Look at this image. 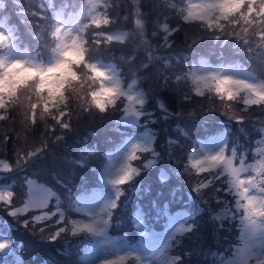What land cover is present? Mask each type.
<instances>
[{"label": "trees", "instance_id": "obj_1", "mask_svg": "<svg viewBox=\"0 0 264 264\" xmlns=\"http://www.w3.org/2000/svg\"><path fill=\"white\" fill-rule=\"evenodd\" d=\"M75 1L0 0V3L4 5L3 8H0V19H8V23L14 28L18 43L22 44L25 39L27 41L29 36L33 37V31L31 30L38 27V23L34 20L41 19L32 15L33 13H38L41 16L42 10L47 11L42 19L47 28L53 10L63 9L65 11L62 13L66 16L71 12L67 7L74 4ZM167 9H170L169 0H103L100 13H106L111 21L103 31L107 34L109 31L123 30L126 33L124 41L105 42L104 46L96 49L92 44L93 34L99 30L85 27L90 24L88 20H85V24L82 26V35L89 43V62H93L98 57L107 59L118 66L120 77L123 80L135 78L138 87L145 94L146 103L143 110L146 113H151L152 119H156V122L152 123L148 115L140 118L141 124L137 130H140V127L151 130V134L154 135L153 148L159 153V157L155 165L140 174H144L147 182L146 187L139 186L140 192L143 193L139 202L134 204L135 201L132 200L126 206V210H128L126 220L135 206L141 209L146 206L142 209L144 215L146 214L148 218L152 216V220H154L158 209L165 205L169 208L189 212L192 215L196 213L199 204L203 208V212L196 214L194 217L196 228L191 233L180 237L179 244L173 241L169 253L172 259L175 256H181L182 261L180 264H214L215 258H210L211 253L215 250L220 251L226 243V238L220 244L222 233H219L216 226L212 229V223L203 220L202 215L208 218L211 217L210 211L215 206L213 200L216 194L214 187L216 184L205 189L202 194L192 192L190 188L195 183L181 181L176 172L170 169L171 166L166 165L164 159L166 148L163 149L162 146L166 144V139L169 142L170 139L174 140L177 134L184 135L178 130L177 125L184 130V133L186 130H193L195 126H201L200 133L227 128L231 137H233L240 132L239 125L244 124L246 126V123L251 121L250 118L254 117L253 113L256 112L254 110L256 108L251 106L244 110L242 103L235 102L232 104V108H226L227 115H223L222 111L216 109V104H213L211 99L193 97V99L186 101L183 99V90L185 89L187 92L194 91L193 85L186 84L185 87L180 89L171 79L166 67H170L169 64L177 59L174 58L175 56L180 57L196 49H204L210 51L214 58L238 62L248 71L258 73L256 63H258L257 54L261 42L254 33L250 34L251 43L249 47L253 49V52L249 53L241 43L233 38L215 40L213 38L214 33L207 31L204 26L196 22L187 23L181 19L182 23L175 29L169 26L165 15ZM21 11H23V15L20 14ZM11 16L13 17L11 18ZM28 16L33 17L28 19ZM132 17H137L142 21L143 32L138 31L137 25L134 26ZM25 23L33 29L29 30ZM165 25L168 31L172 32V35L168 37L170 47L164 44V37L167 35V32L164 31ZM242 27L236 29L241 35H243ZM190 29L201 33L188 34L187 31ZM231 31L229 29V32ZM44 37L45 42L41 47V57L47 53V49L50 47V38L45 33ZM156 53H160L159 58L161 60L155 57ZM145 64L148 66L142 67ZM158 99L162 100L169 111L176 113V115H173L167 121L159 119L158 117L161 114L156 107ZM71 107L79 112V106L75 100ZM40 111V109L37 110L36 122L32 123L26 119L23 106H18L11 113L0 110V115L8 116V119L0 120V161L9 163L11 168L16 169L13 172H5L0 167V185L10 184L16 190L13 207L19 209L22 204L20 203L21 193L18 182H23L28 178H35L49 186L54 185V187H57L56 192L59 198L63 197L64 193L77 192L83 188L93 187V184L85 186L76 183L77 179L80 180V176H78V172L72 170V164L77 161L79 151L84 152H81L83 156V154H86V150H94L96 146L101 149L103 147L101 138L97 140L100 133L105 132L102 140H108L110 143H115L117 140L114 139L123 135L115 133L108 123L109 120H112L111 118L122 113L121 105L103 115L90 110V112L82 113L77 117L73 116L71 127L68 130L56 126L50 116L41 118ZM250 111L251 114L248 115ZM262 111H264V108ZM190 113L192 115H189ZM241 114L244 116V121L237 123L236 119ZM99 119H102V121H99ZM106 121L107 126L105 124V129L100 131ZM250 123L253 124V122ZM53 128L54 131L51 130ZM44 145L48 147L43 155L29 159L27 163H24L23 159H17V154L24 157L26 153L36 151ZM145 156V163L147 160L152 159L150 153H145ZM18 163L21 164L19 168H17ZM78 166L82 167V165ZM96 166L95 162L91 163V170L93 169L92 183H95L94 169ZM161 171H165L169 175L166 184L170 187L159 183L158 177ZM259 178L261 179L260 176ZM177 187L184 194L181 207L169 203L171 189ZM55 201L56 199L52 198L48 207L44 209L49 215L61 211L60 208L63 204L58 205V202ZM11 210L3 202H0V233L13 240V252L9 256L10 259H19L18 264H75L73 260L76 258L73 236L69 233L55 241L50 239L57 228L62 226L57 224L58 215H52L51 219L46 220L43 224H37L35 228L32 225L25 228L22 226L23 220H31L34 216L43 215L42 210L32 211L27 215L21 213L18 220L8 216V211ZM150 220L149 218L148 221ZM210 221L212 222V220ZM40 228H45L42 234ZM120 232L123 234V232H127V229L125 228L123 232ZM129 234L132 235L130 232ZM195 235L199 236V242L195 241ZM185 253H188V255H185Z\"/></svg>", "mask_w": 264, "mask_h": 264}, {"label": "snow or ice", "instance_id": "obj_2", "mask_svg": "<svg viewBox=\"0 0 264 264\" xmlns=\"http://www.w3.org/2000/svg\"><path fill=\"white\" fill-rule=\"evenodd\" d=\"M86 2L92 15L90 24L85 27L99 30L93 34L92 44L94 47L98 49L104 46L105 42L110 43L113 40H119L120 37L107 35L103 31L111 21L106 13L97 14L101 8L99 0H86ZM3 7L4 5L0 3V8ZM180 13L185 22L199 23L207 31L214 33L213 38L215 40L233 38L241 43L249 53H252L253 49L249 47L251 43L249 35L254 33L261 42L259 47L264 49V0H197V2L190 0L186 7L180 10ZM20 14L23 15V11ZM32 15L41 19L44 18L38 13ZM2 23L7 25L6 21H2ZM136 25L138 31L143 32L142 21L137 19ZM241 26H243V35L236 31ZM77 29L74 31L72 26H66L60 21L50 26L49 37L53 45L54 59L48 64L29 59H9L7 55L0 54V110L11 113L18 106H23L26 119L35 123L37 110L40 109L41 118L50 116L56 126L68 130L71 127L73 116L77 117L82 113L90 112V110L103 115L109 110L115 109L118 102L121 105L126 100L128 103L123 107L124 115L120 118L121 122L134 123L141 117L148 115L151 122L155 123L156 119H152V114L143 110L146 103L143 93L134 94L131 87L125 91L114 72L89 62V43L83 38L78 27ZM229 29L232 31L229 32ZM164 31L167 32L164 37V44L170 47L168 37L172 35V32L168 31L166 25ZM10 48L11 35L5 28H0V53H4ZM147 66V64L142 65V67ZM181 78V76H177L176 80L180 81ZM192 85L194 91L183 94V99L186 101L193 99V97H199L211 99L213 104L216 99L221 102L238 101L242 103L244 110L251 106L264 107V81L252 82L248 79L209 69L204 75L194 76ZM74 100L78 103L79 112L71 107ZM156 107L161 114L159 119L167 121L176 115V113L169 111L162 100L156 101ZM5 119H8V116L0 115V120ZM243 119L244 116L241 114L236 122L241 123ZM177 127L182 134L186 135L184 130L179 128V125ZM51 130L54 131L55 129ZM226 132L227 128H225ZM153 137V134L145 133L144 141L133 144L126 155L125 162L115 170V174L107 177V182L115 189V199L101 207L98 212L85 213L83 217L78 216V219L70 218L71 216L66 215L64 211H58L51 215L45 212L41 216L32 217L31 220H23L22 226L28 228L29 225H32L35 228L37 224H43L46 220L51 219L52 215H58L57 224L62 226L58 227L51 236V241L60 239L69 233L73 237L85 235L107 238V228L112 221L113 210L118 207L120 198L125 195V186H131L142 172L157 163L159 153L153 147H149ZM214 140L217 143L223 141L222 137ZM178 143V140H169V144L176 145ZM47 147L44 145L36 151L26 153L24 157L17 154V159H23L24 163H27L29 159L43 155ZM144 153H150L152 159L147 160L139 167H133L131 161L142 160ZM201 153L203 154L198 159L187 155L177 160L176 175L191 181L194 171L196 183L190 189L194 193L202 194L205 189L214 185L227 173L229 188L227 190L215 188V192L234 193L236 207L231 211L230 218L234 220L237 213H241L242 222H246L249 229L264 232V162L259 165L261 179L258 190L260 194L255 195L250 192V189L257 187L255 178L249 175L246 180L241 179L240 172L244 169L232 166V158L225 156L224 147H219L215 152L202 151ZM233 156H235V151H233ZM0 163L3 162L0 161ZM75 163L82 165L84 161L77 160ZM20 166L21 164L18 163L17 168ZM3 169L5 172L16 170L11 168L9 163H3ZM205 173L207 176H202ZM168 179L169 175L165 171H161L158 177L159 183L170 187L166 184ZM40 190L42 192L50 191L43 186ZM170 196L169 203H174L176 207L182 206L184 194L179 187L172 188ZM13 200L12 191L0 192V202L12 209L8 211V216L18 220L21 212L18 207H13ZM215 202L217 205L223 204L220 197H216ZM23 206L25 208L24 214L27 215V203L23 202ZM39 207H47L46 202L40 200ZM136 210L140 211L139 208ZM162 212L163 215H168L167 205L164 206ZM200 212H203V208L198 204L196 213L192 215H189L188 212H180L175 217H169L170 223H175L177 220L180 222L169 235L168 241L179 244L180 237L191 233L196 228L194 217ZM225 215L227 216V213ZM141 218L137 216L136 220ZM210 219L215 222L217 217L211 216ZM133 223L136 228L141 229L142 236L147 235L142 230L144 223L135 221ZM220 227H223V222H221ZM44 231L45 228H40L41 234ZM11 244L10 238L0 239V252L8 249ZM123 259L124 257H120L119 260L106 259L102 261V264H120ZM181 261V256H175L171 264H180ZM256 264H264V258L257 260Z\"/></svg>", "mask_w": 264, "mask_h": 264}, {"label": "rangeland", "instance_id": "obj_3", "mask_svg": "<svg viewBox=\"0 0 264 264\" xmlns=\"http://www.w3.org/2000/svg\"><path fill=\"white\" fill-rule=\"evenodd\" d=\"M101 6H102V0H99ZM179 0H169V6L170 9H167L165 15L167 16V20L169 22V26L173 28H178L179 25L182 23L181 20H179L176 16L177 13V5ZM197 2V1H195ZM47 13L46 10H42L41 16H44ZM100 9H99V13ZM92 13L90 12L89 6L86 2L77 9L76 12H73L69 14L67 17L59 16L58 21L65 23L66 26H72L73 30H78L79 28L80 32L82 33V26L85 24V20H88L90 22ZM13 16H11L12 18ZM33 16H28V19L32 18ZM2 21H6L7 25L2 23ZM38 23V27L36 29H33L32 27H28V25L25 23V26L28 27L29 30L33 31V37H28L27 41L26 39L22 44H19L17 41V37L14 34V28L8 23V19H1L0 20V28H5L6 31L9 32L11 35V48L6 50L4 53H0L3 55H7L9 59H29L34 60L39 63L48 64L52 62L54 59V53H52L49 56V59L47 62H42L41 60V47H43V44L45 42L44 37V29L45 24L42 19L34 20ZM187 23H194V22H187ZM188 34H199L201 32H196V30H188ZM253 34V33H251ZM112 36L114 37H124V33H121L118 31H115L112 33ZM184 58H177L174 60L170 66V69L174 75H172L171 79L176 81L177 86L182 89L186 86L185 79H184ZM92 63H96L101 68H106L112 72H114L117 77L119 78L121 82V87L125 91L129 90V87H131V90L134 94L137 93H143V90L138 87V85L135 83L134 80L130 81H123L121 77L119 76V69L117 68L116 64L104 59L98 57L95 59ZM215 70L217 72H224V74H230L239 78L248 79L252 82H261L257 79H255L252 75L245 72L243 69H240L233 65L228 66H222L221 68L215 69V66L210 64L209 59L203 58V60H200L197 75H204L208 70ZM181 76V80L177 81L176 77ZM182 86V87H181ZM187 92V90H183V93ZM207 96V93H206ZM238 101H224L221 102L219 99L215 100L216 109L220 110V112L223 115H227L225 110L226 108H232V104ZM124 103V104H123ZM121 104L122 107V115H118V119L114 122L113 120H109V124L111 129L114 130L115 133H121L126 134L127 137L124 139V143L118 147V149L114 152H111L110 161L107 164L105 171L102 173V181H103V189L96 190L92 193L85 194L80 197V199L77 200L78 204L76 205V210L79 212V216L83 217L85 213H96L99 211L101 207H103L105 204L110 203L115 199V189L114 187L107 182V177L110 175L115 174V170L122 165L125 162V158L127 153L129 152L131 146L135 143L143 142L145 139V133H151V130H144L143 132L139 133H129V131H134L138 129L140 126V119L134 123H123L121 122L120 118L124 115L123 113V107L128 102L125 100ZM241 103V102H239ZM119 102L117 104V107L119 106ZM242 106V105H239ZM256 109H254L256 112L253 113L254 117H251L250 120L254 121H260L263 119L262 115L260 114L262 112V109L264 107L255 106ZM115 111V110H114ZM243 113V109L241 110ZM220 113V114H221ZM251 114V111L248 113V115ZM260 114V115H259ZM257 115V116H255ZM112 119V118H111ZM99 121H102V119H99ZM244 121V119H243ZM105 124L107 126V121L103 124V126L100 128V131L105 129ZM247 126V124H246ZM201 126H195L193 130H186V135H178L175 137L174 140H178L179 143L176 145L169 144L168 140L166 139V144H164L162 147L163 149L166 148V153L164 155V159L166 160V165L171 166V170L176 172L175 168L177 167L176 161L182 159L186 153V147L189 145L190 138L196 136V132L199 131ZM240 128V137L235 139H230V131L227 129V132L225 133V128H222L219 134L213 135L207 139H205L200 144H196L193 149L195 152V158H200V155L202 151H211L215 152L219 149V147L225 148V156L232 158V166L238 169H244L240 172V178L241 179H247L249 175L255 178L257 187L250 189L251 194L259 195V165L261 162H264V122L262 123V126L258 129V138L255 140V147L249 152L247 150V154L251 155L250 160L246 161L243 160L245 158V155L242 154L244 148L239 149V146L235 144V141L238 140L243 142V138L247 134V129L245 127H239ZM197 130V131H196ZM105 136V132L102 134L100 133L98 139H103ZM222 137L223 141L220 143L215 142L214 139ZM102 143L105 145L107 143L106 140H102ZM154 146V137L152 140V144L149 145V147ZM102 149V148H101ZM101 149H99L97 146L94 147V150H87L85 155L83 151H79L78 153V159L77 160H83L84 163L82 164V167L80 168L77 164H72L73 169L76 172L79 173L78 176H80V180H76V183L90 185L95 183L93 182V169L91 170V163L95 162V164H98L101 159ZM239 149V152H236V150ZM185 150V151H184ZM233 151H235V156H233ZM82 152V153H81ZM143 159L142 160H135L131 161V164L133 167H139L143 163H145V153L142 154ZM243 155V156H242ZM166 156V158H165ZM242 156V157H241ZM243 161V163H242ZM186 162V161H185ZM5 163V162H3ZM3 163L0 164V167L3 169ZM182 171V168H181ZM149 176V175H147ZM193 179L189 181L188 179H183L181 176H177L181 181H188L189 183H196L195 173H192ZM203 176V174H202ZM143 180L144 174L138 176L133 184L131 186H125V195L120 198L118 201V207L113 210V216L111 218V223L107 228V238L105 237H96L91 236L88 241H86V245H88V250L86 255L84 256V260L82 264H102V261L106 259H112V260H119L120 257H124L123 260L120 261V264H171L172 258L170 256V246L172 242L168 241V237L171 234V232L174 230V228L177 226V224L180 222L177 220L175 223H170L167 226V229L165 230V235L161 238H159L160 231H151L147 224V218L143 214L142 210L138 211L136 214L137 216L142 217L139 220H136L137 223H144L143 231L147 233V235L142 236L141 235V229L137 228L136 237L131 238L128 237L127 234H124L125 228L128 230V226L126 225V215L127 211L126 206L131 203L132 200H136L138 195V190L140 185H144ZM218 183L221 181L224 186H228L229 188V180L227 173L224 174L219 180H217ZM26 185V191L24 196L22 197V206L20 208V212L24 213L25 208L23 206V202H26L28 205V213L32 211L42 210L43 213L46 211L48 205L50 204V201L52 198L57 199V204L61 205L62 200L57 196V187H54V185L49 186L45 182L39 181L35 178H28L25 180ZM41 186L44 188L50 190L47 192H42ZM218 188V187H217ZM4 191H12L14 200L16 198V190L12 188V186L9 185H0V192ZM64 195V194H63ZM126 198V199H125ZM125 199V200H124ZM40 200H44L47 204V207H39ZM66 211V210H65ZM47 213V212H46ZM116 215V216H115ZM177 214H174L170 217H175ZM115 216V218H114ZM107 219V217H104ZM240 223L242 225V232L240 234V242L238 241L235 244L227 245L224 250H221V255L223 256V259L220 264H248L249 261L254 260L255 262L253 264H256V261L264 258V232H260L259 230H252L249 229L246 226V222H242V215L239 213ZM136 219V218H135ZM214 226H212V229ZM123 232V235L121 232ZM199 232V231H198ZM10 238L5 234L0 233V239L4 238ZM12 240V238H10ZM199 236L195 235V241L199 242ZM13 249V240L10 247L3 252H0L1 255L5 257V259H8V256L10 252H12ZM8 261V260H7ZM19 261L15 260L17 263ZM14 264V263H11Z\"/></svg>", "mask_w": 264, "mask_h": 264}]
</instances>
